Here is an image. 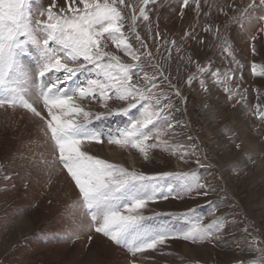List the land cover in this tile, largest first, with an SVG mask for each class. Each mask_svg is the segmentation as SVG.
<instances>
[{"label": "snow or ice", "instance_id": "obj_1", "mask_svg": "<svg viewBox=\"0 0 264 264\" xmlns=\"http://www.w3.org/2000/svg\"><path fill=\"white\" fill-rule=\"evenodd\" d=\"M157 6L158 0H50L47 7L38 2L34 7L33 0H0V110H20L37 120L51 149L45 166L49 172L58 168L73 183L76 199L69 215L78 213L79 219H73L63 239L86 235L91 242L94 235H101L126 252V264H149V253L160 252L170 240L219 244L226 230L224 221L215 217V208L209 223L194 208L179 214L156 213L151 208L169 198H206L216 191L218 185L203 179L200 171L149 173L136 166L137 161L150 163L167 155L184 163L195 158L199 169L211 171L206 154L201 161L192 122L183 118L188 111L184 89L191 91L195 83L208 94L212 83L222 89L226 102L241 104L264 124V104L260 103L264 92L256 89L257 102L247 104V89L236 77L240 61L231 44L225 39L219 45L227 61L224 67H215L211 59L194 60L192 54L185 61L184 42L204 41L195 29L182 39H168L158 23L153 25L151 16ZM186 9L194 10L198 19H207L215 11L229 22L264 24V0H248L236 16L229 15L237 11L234 0H180L181 18ZM202 31L219 39V26L207 23ZM259 33H264V27ZM251 40V54L261 57L260 63H250L251 74L264 79V56L256 47L257 36ZM29 58L32 66L26 63ZM177 58L194 70L181 76L177 64L173 77L171 66ZM94 106L103 111H93ZM211 107L203 104L205 111ZM112 117L130 118L114 128L95 126ZM215 119V114L209 116L208 123ZM220 134L231 148L242 149V141L236 142L240 135L232 128L224 125ZM105 143L132 157V163L93 153L94 147ZM252 159L245 155L230 163L239 166ZM0 170L6 173L3 164ZM4 179L12 177L5 174ZM213 203L209 202L210 207ZM164 215L182 221L183 226L153 223ZM246 250L259 255L240 264H264V247L258 246L257 238Z\"/></svg>", "mask_w": 264, "mask_h": 264}, {"label": "rangeland", "instance_id": "obj_2", "mask_svg": "<svg viewBox=\"0 0 264 264\" xmlns=\"http://www.w3.org/2000/svg\"><path fill=\"white\" fill-rule=\"evenodd\" d=\"M37 2L47 7L50 0H33L34 7ZM215 2L233 0H209V3ZM234 3L237 11L230 12V16L238 15L248 0H234ZM179 5L180 0H158V6L151 16L153 25L158 23L159 30L166 33L168 39H182L185 32L195 29L204 44L186 41L183 45L185 51L181 55L185 61L189 54H192L194 60L202 62L211 59L215 67L227 64L219 48L226 39L240 61L236 73L237 82L241 83L243 89H247V104L254 105L257 102L256 89L264 92V88H261L264 79L251 74L250 63L261 62V57L251 54V37L257 36L256 47L264 56V33L258 34L264 24L255 20L229 22L228 18L222 14L217 15L215 11L207 19L203 16L198 19L194 10L186 9L181 18ZM207 23L219 26V39L202 31L203 25ZM164 54L167 55L166 52ZM173 56H176L175 52ZM177 64H180L181 76L194 70L177 58V63L171 66L173 77L177 75ZM209 88L208 94L203 93L195 83L191 91L184 89L188 96V111L183 118L192 122L191 134L199 137L201 161L203 163L206 154L211 171L199 169L195 158H188V162L184 163L167 155H161V158L150 163L137 161L136 166L149 173L200 171L203 179L218 185L216 191L209 193L206 198H169L153 204L151 208L156 213L165 214H179L194 208L195 214L202 216L204 223L213 219L211 208H215V217L224 221L226 230L222 231L219 244L170 240L160 252L149 253V264H240L241 261L259 255L256 251L246 250L253 238H257L259 247H264V124L251 111H245L241 104L226 102L225 94L218 86L209 83ZM260 103L264 104V96H261ZM203 104L211 105L210 111H205ZM112 107L119 108L122 105L112 104ZM93 111L103 109L94 106ZM135 114L136 110H132L131 115ZM213 114L216 117L215 123L209 124V116ZM129 118L112 117L95 122V126L114 128ZM224 125L240 135L241 139L236 141H242L240 151L231 148L226 137L220 134ZM39 127V122L23 111L13 113L0 110V164L6 167V173L0 170V264H126V252L101 235H94L91 242L86 235H81L78 240L63 239L73 219H79L78 213L75 216L69 215V206L76 199V190L64 172L58 168L49 172L45 166L44 161L51 160V149L45 143ZM92 151L120 163L131 164L133 160L107 143L94 147ZM245 155L253 159L239 166L230 163ZM5 174L12 179L5 180ZM210 201L214 202L211 207ZM21 210L22 215L19 214ZM147 214L151 215L150 212ZM160 222L183 226L182 221L168 215L153 221ZM245 228L248 229L247 233Z\"/></svg>", "mask_w": 264, "mask_h": 264}, {"label": "bare ground", "instance_id": "obj_3", "mask_svg": "<svg viewBox=\"0 0 264 264\" xmlns=\"http://www.w3.org/2000/svg\"><path fill=\"white\" fill-rule=\"evenodd\" d=\"M26 63H28V64H29V66H32V65H33V61H32V60H30V59H27V60H26Z\"/></svg>", "mask_w": 264, "mask_h": 264}]
</instances>
